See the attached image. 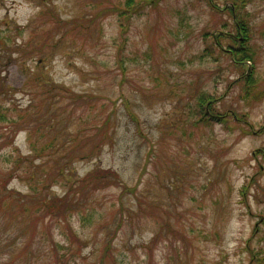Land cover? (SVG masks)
I'll return each instance as SVG.
<instances>
[{
  "label": "rangeland",
  "instance_id": "rangeland-1",
  "mask_svg": "<svg viewBox=\"0 0 264 264\" xmlns=\"http://www.w3.org/2000/svg\"><path fill=\"white\" fill-rule=\"evenodd\" d=\"M214 1L162 0L123 32L113 12L126 0H0V108L18 122L0 121L13 191L0 264H262L264 98L244 99L241 71L212 45L237 35L233 3ZM247 1L264 90V0ZM94 12L87 32L71 29ZM206 92L230 125L197 123ZM106 169L121 181L108 186ZM37 186L58 216L39 219Z\"/></svg>",
  "mask_w": 264,
  "mask_h": 264
},
{
  "label": "trees",
  "instance_id": "trees-1",
  "mask_svg": "<svg viewBox=\"0 0 264 264\" xmlns=\"http://www.w3.org/2000/svg\"><path fill=\"white\" fill-rule=\"evenodd\" d=\"M162 0H143L141 2H139L138 4L134 5L135 0H126L127 5L125 7H116L114 10V14H116L117 16H120L123 20V26H122V31L123 32H127L130 27H131V22L133 20V18L136 15H140V13L146 9V7H150V8H158L159 3ZM210 4L212 5V7H215V9H218V4H216V2L214 0H209ZM231 1L232 7H230V11L229 13H231L232 18L234 17L235 19V27H236V33L237 35H234L232 33H227L225 34V31H220L217 33H214L215 35V41L213 42L212 45H217L218 47H220L221 52H226L228 55L232 56L231 60L232 63L234 65L237 66V68L241 71V81H244L243 78H245L246 81V90L244 92V99L246 101H248L249 103H252L254 101L260 100L264 98V90H260V89H256V79L255 76L253 74V70H254V63H255V56H256V50H254V48L250 45L249 40L251 39V33H250V29H251V23L249 22V12L246 10V7L248 5V1L247 0H227ZM239 5L238 9H236L234 11L233 7L237 5ZM218 11V10H217ZM106 13V12H104ZM108 14V13H107ZM100 12H94L92 13V15L90 17H85L81 20V23L78 22V24H75V21L71 20L69 21L70 23H72V28L71 29H75V30H83L85 32H87V30L93 26L95 24L96 19H98V17L100 16ZM238 15L240 16V18H238ZM54 22V20H53ZM57 24H60L62 27H65L62 23H60L59 21H57ZM59 26V25H58ZM226 26V24L224 25ZM99 30H102V27L98 26ZM97 28V27H96ZM23 30V29H22ZM19 31V28H18ZM226 39L229 40V42H226L227 44H225ZM227 40V41H228ZM228 47V48H227ZM213 47H210L208 49H206V52L212 54L213 52ZM248 61H252L251 64H253V66H248L247 62ZM61 92V91H60ZM198 110L196 111L197 114H200V116L198 117L199 120H197V123H201L205 126L207 125H213L215 124V121H220V122H224V125H230L229 121L230 120V116L229 113L227 112V114L222 113L218 108H216L215 106L213 107H208L209 103L211 100H214V102L216 103L218 98L214 97L213 95H211L210 93H201L198 96ZM214 103V104H215ZM207 106V108H206ZM233 114L236 116V119H238L240 116L238 114V112H233ZM235 119V118H233ZM235 119V120H236ZM0 121L5 123V124H17L18 122L12 121V117H10V115L8 114L7 111H2L0 108ZM107 120L105 118V122L102 124H97L94 125L90 130H94L93 132H89L87 133V137L85 139H87L86 141H89L91 139L94 138H99L101 137L102 133H105V125H107ZM103 140H100L99 142H95V144H93V146H90L89 143L88 145L90 146V148L92 149V151H95L101 144H102ZM83 148V146H80V150ZM262 155L264 156V152L262 153ZM17 164V163H16ZM107 172V173H106ZM105 172V177L107 179H109L106 184L109 186L111 184H115L121 181V176L120 174L112 169H106ZM14 173V172H11ZM94 176L97 178H101L103 175L100 173H95ZM106 185V186H107ZM43 189L44 187H42L41 189L39 188V186L35 187L33 191V193L31 194L34 200H38L40 201V203H38V207H36L38 209V212H40V215H37L39 217V219H42L45 214H43L42 212L45 211H52L53 213L52 216H58V213H60L61 210V200H55V201H51L52 199H46L45 196L42 195L43 193ZM13 191L8 190L7 189V183L4 182L3 180L0 179V208L4 207L5 208V212L6 210H11V195H12ZM44 200V201H43ZM48 201V202H47ZM72 207H69L68 203H66L65 205H63L62 209L63 212L68 211L69 209H71ZM32 210V209H31ZM44 211V212H45ZM2 212V211H1ZM3 212V214L5 213ZM264 240V239H263ZM264 251H258V253L256 254L257 257V261H259V263H264Z\"/></svg>",
  "mask_w": 264,
  "mask_h": 264
}]
</instances>
